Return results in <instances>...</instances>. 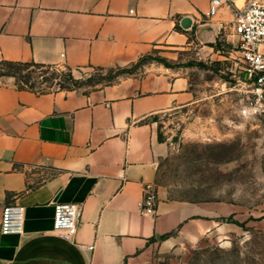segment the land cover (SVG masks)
Masks as SVG:
<instances>
[{"label":"crops","instance_id":"obj_1","mask_svg":"<svg viewBox=\"0 0 264 264\" xmlns=\"http://www.w3.org/2000/svg\"><path fill=\"white\" fill-rule=\"evenodd\" d=\"M210 2L0 0V59L78 68L192 48L216 57L248 0L214 16ZM190 85L162 63L90 91L39 93L0 78V223L6 204L25 206L24 232L0 233V264H174L171 253L216 232V205L169 197L157 181L170 147L154 118L194 103ZM146 190L154 214L141 209ZM56 201L82 208L71 239L53 231Z\"/></svg>","mask_w":264,"mask_h":264},{"label":"rangeland","instance_id":"obj_2","mask_svg":"<svg viewBox=\"0 0 264 264\" xmlns=\"http://www.w3.org/2000/svg\"><path fill=\"white\" fill-rule=\"evenodd\" d=\"M216 47V57L199 54L196 48L155 53L188 75L195 94L191 105L154 118L158 134L170 147L159 164L158 184L169 197L217 208L216 232L195 244L182 245L168 256V262L264 264V112L248 109L251 93L241 80L238 36L231 42L221 37ZM150 65L121 66L131 74L118 66L106 67L102 71L106 78L95 85L88 83L97 72L94 66L73 68V72L83 81L77 89L90 91L140 75ZM58 66L66 69L64 64ZM0 78L15 83L11 76ZM36 89L56 90L58 86L36 84Z\"/></svg>","mask_w":264,"mask_h":264},{"label":"built area","instance_id":"obj_3","mask_svg":"<svg viewBox=\"0 0 264 264\" xmlns=\"http://www.w3.org/2000/svg\"><path fill=\"white\" fill-rule=\"evenodd\" d=\"M227 0H211L209 15L217 14ZM233 26L238 36V48L243 63L241 80L248 85L251 93L248 109L264 112V0H248L242 7H235ZM143 212L154 214L156 194L146 190L140 203ZM25 206L6 204L2 208L0 233L22 234L24 232ZM82 208L72 202H54L53 231L66 238H73L78 232ZM95 245L88 246L93 250Z\"/></svg>","mask_w":264,"mask_h":264},{"label":"trees","instance_id":"obj_4","mask_svg":"<svg viewBox=\"0 0 264 264\" xmlns=\"http://www.w3.org/2000/svg\"><path fill=\"white\" fill-rule=\"evenodd\" d=\"M153 61H157L167 67H171L166 58L156 57L155 53L143 55L132 64L134 66H140L142 64L144 65L147 63H152ZM94 68L97 72L91 74V76L88 78L89 85H95L106 78L102 75V71L106 67L94 66ZM118 68L121 72H127L128 74H131V71L126 67L118 66ZM1 76L13 77L15 79L14 84L20 89H29L39 93L53 90L36 89V84L46 83L48 86L57 85L58 89L56 90H63L77 89V87L83 83L80 78H77L74 75L73 67L71 66L66 65V69L62 70L56 64H45L36 61H12L0 59V77ZM111 83L113 82H109L107 84ZM159 138L160 140L164 141L161 135H159ZM172 234V232H168L161 235L160 237L164 239Z\"/></svg>","mask_w":264,"mask_h":264},{"label":"water","instance_id":"obj_5","mask_svg":"<svg viewBox=\"0 0 264 264\" xmlns=\"http://www.w3.org/2000/svg\"><path fill=\"white\" fill-rule=\"evenodd\" d=\"M190 23H191V19L190 18L184 17L182 19V26L183 27H185V28L189 27L190 26Z\"/></svg>","mask_w":264,"mask_h":264}]
</instances>
